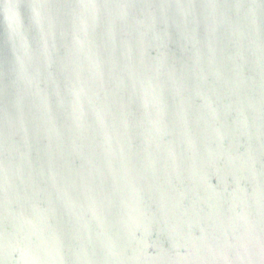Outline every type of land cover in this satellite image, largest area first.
<instances>
[{
    "label": "water",
    "instance_id": "obj_1",
    "mask_svg": "<svg viewBox=\"0 0 264 264\" xmlns=\"http://www.w3.org/2000/svg\"><path fill=\"white\" fill-rule=\"evenodd\" d=\"M0 264H264V0H0Z\"/></svg>",
    "mask_w": 264,
    "mask_h": 264
}]
</instances>
